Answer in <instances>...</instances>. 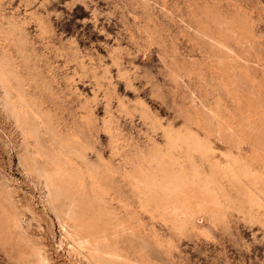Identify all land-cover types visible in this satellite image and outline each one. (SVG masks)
I'll return each mask as SVG.
<instances>
[{
	"label": "rangeland",
	"instance_id": "374dc122",
	"mask_svg": "<svg viewBox=\"0 0 264 264\" xmlns=\"http://www.w3.org/2000/svg\"><path fill=\"white\" fill-rule=\"evenodd\" d=\"M165 130L206 142L199 176ZM252 150H264V0H0V264H264ZM151 151L183 164L195 192L209 181L217 214L143 207L122 175ZM227 152L260 179L212 178ZM57 157L86 173L59 203L44 175ZM88 167L114 172L101 194Z\"/></svg>",
	"mask_w": 264,
	"mask_h": 264
},
{
	"label": "bare ground",
	"instance_id": "6f19581e",
	"mask_svg": "<svg viewBox=\"0 0 264 264\" xmlns=\"http://www.w3.org/2000/svg\"><path fill=\"white\" fill-rule=\"evenodd\" d=\"M165 135L167 138L168 150H172L174 146L179 144V142L186 144L184 160L191 163L193 175L195 177L199 176L200 169L193 159L192 152L198 151L202 154L204 152L206 142L197 138L192 132L177 134L172 133L170 130H165ZM252 153L249 155L250 157L264 160V150H262V152L252 150ZM76 154L81 155L83 159H86L85 155L80 153L79 150L76 151ZM221 154L228 157L230 162L225 166H221L218 159L216 162L212 163L210 165L212 178L215 177L218 172H222L223 174L230 173L234 179H239L241 175H249L256 181L260 179L261 176L258 172L250 171L249 165L245 162L244 158L235 156L230 152ZM45 160L48 159L46 158ZM152 163L155 164L154 172H151L150 168V164ZM51 164L52 170L44 173L46 187L49 192H51V200L55 203H59L61 193L69 196L73 190L78 189L80 184H82L83 177L86 173L77 163L73 162L70 157H65V159L60 157L52 158ZM131 167L132 168L130 170H126V172L123 173L122 177L123 180H126V182L131 185L130 190H135L138 193L139 201L143 207L151 205L155 211H162L166 214V216L170 215L168 217H172V219L176 222L179 221V215L185 216L190 220L193 216V212L199 209L207 210L211 215L217 214L219 210V203L217 197L214 195L215 193L209 187L210 182L207 181L195 192L193 189L195 182L186 175L183 164L177 165L173 160H166L164 155L151 151L146 155L140 154L139 157L132 161ZM104 170L105 175H102L103 173L101 172L103 171L98 172L95 167H88L87 169V176L90 179L92 186L100 194L104 190V180H102L103 176L111 178L114 175L113 171L106 168ZM105 181L107 180L105 179ZM117 191H119V194L121 193L127 197L126 194L128 193V189L119 186ZM252 200L254 202L256 201L254 194ZM101 231L102 229H99L96 233V237H98V239L100 237L103 238L104 236L103 231ZM87 232L91 233V231H80V236L84 238V236L87 235ZM95 241L97 240L95 239Z\"/></svg>",
	"mask_w": 264,
	"mask_h": 264
}]
</instances>
